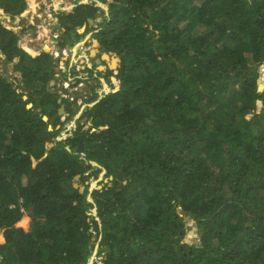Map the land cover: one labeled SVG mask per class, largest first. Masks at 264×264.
I'll use <instances>...</instances> for the list:
<instances>
[{"label":"trees","instance_id":"trees-1","mask_svg":"<svg viewBox=\"0 0 264 264\" xmlns=\"http://www.w3.org/2000/svg\"><path fill=\"white\" fill-rule=\"evenodd\" d=\"M79 1L53 11L60 49L105 15ZM96 1L119 87L86 98L91 127L64 140L55 59L0 22V63L21 77L0 72V264H88L94 231L102 264H264V0ZM26 8L0 0L10 19ZM92 162L111 179L89 202Z\"/></svg>","mask_w":264,"mask_h":264},{"label":"rangeland","instance_id":"rangeland-1","mask_svg":"<svg viewBox=\"0 0 264 264\" xmlns=\"http://www.w3.org/2000/svg\"><path fill=\"white\" fill-rule=\"evenodd\" d=\"M54 1L56 2V4ZM76 1L77 0H32L33 3H30L28 0H26L27 8L21 14L19 19H10L0 10V22L5 28L13 31L18 36V47L24 48L22 50H24V52L31 56V58L42 52L49 53L53 57L55 52L59 51L60 53L62 51L60 49V46L57 44L58 42H60L59 36L62 32V29L61 26H57V18L56 16H54L53 11L57 12L60 10L69 13L71 11V7L74 6L73 3ZM82 1H86V4L94 2V0H80L79 2ZM105 6L107 8L106 10L101 8L104 11L105 15L102 16L101 14H98V16L101 18L100 22L109 14L108 7L107 5ZM99 23H94L91 26L84 24L86 25V27L82 32H79V30L77 29V32H79V34L82 36V40L74 45H71V42L67 43L64 48L65 50L67 49V58L60 57L58 59H55L57 67L54 68L58 69V73L54 71V84L52 86H49V92L53 95L59 96L58 99L60 100H67L68 102H66V107H68L70 112H75L72 120L69 121H67L66 119L68 114H63L60 116L59 121L64 125L62 126L63 129L58 140H64L65 138L70 136L71 131L76 127L80 126L82 130H88L91 127V125L89 124L91 120L88 119V117L83 116V113H85V109L87 106L85 104L86 98H90L93 93H97L98 98L102 99L103 96L107 93L115 92L118 90L119 81H113V79H115L114 74L118 71H115L114 68V70H110L111 72L107 70V74L104 73L106 67L110 66L109 62L101 59V56L104 53L100 52V47L97 48L92 44L93 40H97L94 35L98 30H100L98 28ZM82 27H80L79 29H81ZM44 28L48 30V33L43 36H38L36 39H33V36L36 33H41ZM54 35H56L57 38L55 37L54 39ZM96 50H98V52ZM93 51H95V53L92 55ZM106 54L111 57L114 53ZM1 60L3 61L2 58ZM96 60H100L99 66L104 70H97V65L95 64ZM16 62L17 59H14L11 63L6 65L0 63V72L3 73L8 78V80L16 81L18 83L19 81H21V77L18 72L14 71V65L16 64ZM90 69H93L94 71H91ZM90 71L92 72L93 77L96 79H93V77L90 76ZM75 80H79L80 82L76 84ZM61 104L64 105L62 101ZM91 104L92 103L88 105ZM28 107H31V104H29ZM44 117L48 120L46 116ZM59 127L60 126H57L58 129ZM91 165L100 169L96 177L88 176V180L85 181V185L88 188L87 198L92 202L91 194L94 189H101L103 184L107 183V181L111 178H106V171L103 168H100L96 163L92 162ZM91 173L92 170H89L86 175H90ZM73 183H76L78 186L84 187V185L81 183L80 177L78 180L74 179ZM91 212L92 215L95 216L96 221L100 226L96 208H93ZM28 224L29 223H27L25 226H21L20 224L18 225L20 228H23L24 231H27L29 227ZM97 235L98 234L95 231L91 235V242L93 243V246H95V248L91 257L89 258L88 264H102L103 256L98 255L101 237L100 235H98V239L96 240ZM106 248L107 247H105V250Z\"/></svg>","mask_w":264,"mask_h":264},{"label":"water","instance_id":"water-1","mask_svg":"<svg viewBox=\"0 0 264 264\" xmlns=\"http://www.w3.org/2000/svg\"><path fill=\"white\" fill-rule=\"evenodd\" d=\"M94 2H95V4H96V7H98V8H102V9H104V10L107 9L106 6L103 5L102 3H100V2H98V1H96V0H94ZM86 3H87L86 1L79 2V4H86ZM73 7H75V5L72 6L71 9H72ZM66 13H67V12H66ZM100 20H101L100 17L96 18L95 21L92 20V19H87V24H88V26H91V25H93L94 23H99ZM85 27H86V25H84V26L81 28V30L83 31V30L85 29ZM82 31H81V32H82ZM79 32H80V31H79ZM79 32H78V33H79ZM94 42H96L97 48H99V47H100V44L98 43V41H97V40H93V41H92V44H93V45H94ZM96 51L98 52V50H96ZM108 58H109V59L114 58V59H116V60L118 61V63H120V58H119V57L117 56V54H115V53H114L111 57H110L108 54H106V53L102 54V56H101V59L104 60V61H107ZM95 64L97 65V70H99V71L104 70V69H102V67L99 66V64H100V60H96V61H95ZM118 65H119V64H118ZM118 67H119V66H118ZM54 71H55V72H58V69L55 68ZM53 84H54V81L51 80V81L49 82V86H52ZM57 103L60 104V108H59L58 111H57L58 116H61V115H63V114H66V113H65V110H64V105L61 104V100H60V99L57 100ZM95 103H96V102H95ZM95 103H92L91 105H88V106H89V107H92ZM28 108H29V107H28ZM43 120L46 121L47 119H46L45 117H43ZM89 124L91 125V122H90ZM79 177H80L79 175H78V176H75L74 179H75V180H78ZM73 188L77 189V190L79 191V193H83V192H84V187H83V186H78L76 183H73ZM87 200H88L89 202H91L88 198H87ZM106 250H107V248H106Z\"/></svg>","mask_w":264,"mask_h":264},{"label":"bare ground","instance_id":"bare-ground-1","mask_svg":"<svg viewBox=\"0 0 264 264\" xmlns=\"http://www.w3.org/2000/svg\"><path fill=\"white\" fill-rule=\"evenodd\" d=\"M29 1V0H28ZM55 4H56V2H55ZM58 5V4H57ZM50 17V16H49ZM43 30H47L46 28H44ZM79 31L81 32L82 30L81 29H79ZM47 33H48V30H47ZM37 34V33H36ZM52 44H53V42H52ZM80 45V44H79ZM94 46H96L97 47V45H96V42H94ZM47 47V46H46ZM48 48V47H47ZM73 53H74V51H73ZM95 53V51H93L92 52V55ZM74 55V54H73ZM72 55V56H73ZM83 57V56H82ZM67 58V57H66ZM107 61L109 62V65H110V68L111 69H114V68H116L117 67V65H118V61L116 60V59H114V58H111V59H107ZM103 69V68H102ZM113 81L115 82V79H113ZM94 185V184H93Z\"/></svg>","mask_w":264,"mask_h":264},{"label":"built area","instance_id":"built-area-1","mask_svg":"<svg viewBox=\"0 0 264 264\" xmlns=\"http://www.w3.org/2000/svg\"><path fill=\"white\" fill-rule=\"evenodd\" d=\"M49 20H50V18H49ZM54 37V39H55V37L57 38V36L56 35H54L53 36ZM62 51L59 53V51H57V52H55V54H54V56H53V58L54 59H58V58H62V57H66L67 56V49L65 50L64 48L63 49H61ZM58 73V72H57Z\"/></svg>","mask_w":264,"mask_h":264},{"label":"flooded vegetation","instance_id":"flooded-vegetation-1","mask_svg":"<svg viewBox=\"0 0 264 264\" xmlns=\"http://www.w3.org/2000/svg\"><path fill=\"white\" fill-rule=\"evenodd\" d=\"M97 32H98V31H97ZM93 62H94V59H93ZM118 64H120V63H118ZM118 66H119V65H117V67L115 68V70L118 68ZM95 68H96V67H95ZM90 70L93 71L92 69H90ZM107 70H108V71H110V70L112 71V69L110 68V66H107V67H106L104 73L107 74ZM111 71H110V72H111ZM110 72H109V73H110ZM117 73H118V72H116L114 75H117ZM107 77H108V76H107ZM115 79H116V78H115ZM116 80H117V79H116ZM111 82H112V81H111Z\"/></svg>","mask_w":264,"mask_h":264},{"label":"clouds","instance_id":"clouds-1","mask_svg":"<svg viewBox=\"0 0 264 264\" xmlns=\"http://www.w3.org/2000/svg\"><path fill=\"white\" fill-rule=\"evenodd\" d=\"M5 15V14H4ZM98 18V17H97ZM95 21V20H94ZM20 48V47H19ZM20 49H24V48H20ZM49 54V53H48ZM118 56V55H117ZM121 62V61H120ZM120 66V65H119ZM118 69H119V67L116 69L117 71H118ZM93 70V69H92ZM112 70H114V69H112ZM115 70V71H116ZM94 71V70H93ZM116 73V72H115ZM115 78H116V75H115ZM115 81H116V79H115ZM65 108V107H64ZM67 114V113H66Z\"/></svg>","mask_w":264,"mask_h":264},{"label":"crops","instance_id":"crops-1","mask_svg":"<svg viewBox=\"0 0 264 264\" xmlns=\"http://www.w3.org/2000/svg\"><path fill=\"white\" fill-rule=\"evenodd\" d=\"M30 3H33L32 0H29ZM55 2V1H54Z\"/></svg>","mask_w":264,"mask_h":264}]
</instances>
